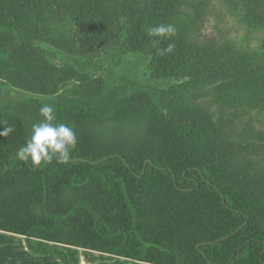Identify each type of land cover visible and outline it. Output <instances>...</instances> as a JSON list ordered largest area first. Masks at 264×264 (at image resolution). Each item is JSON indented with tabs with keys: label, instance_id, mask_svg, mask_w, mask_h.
Returning a JSON list of instances; mask_svg holds the SVG:
<instances>
[{
	"label": "trees",
	"instance_id": "trees-1",
	"mask_svg": "<svg viewBox=\"0 0 264 264\" xmlns=\"http://www.w3.org/2000/svg\"><path fill=\"white\" fill-rule=\"evenodd\" d=\"M44 1L8 4L18 46L35 59L45 58L50 32L38 33L27 15L43 12ZM260 11L264 19V6ZM157 16L155 5L129 0L120 12L102 14L101 42L118 41L122 56H150L155 76L200 82L232 71L215 56L194 58L187 43L162 54L161 37L147 34L166 25ZM3 94L0 89V131L11 126L13 132L0 136V229L26 235L34 252L72 264L63 251L35 244L42 238L160 264H264V207L235 187L241 174L229 170V147L190 134V120L186 125L184 117L145 106L140 92L105 105L6 102ZM45 104L54 108L55 123L76 135L68 163L53 158L33 165L16 156L31 125L43 120Z\"/></svg>",
	"mask_w": 264,
	"mask_h": 264
},
{
	"label": "rangeland",
	"instance_id": "rangeland-1",
	"mask_svg": "<svg viewBox=\"0 0 264 264\" xmlns=\"http://www.w3.org/2000/svg\"><path fill=\"white\" fill-rule=\"evenodd\" d=\"M128 1L45 0L43 12L29 9L31 26L38 33L50 32V41L43 43L45 58L35 59L18 46L10 0H0L4 100L105 105L140 92L145 106L184 117L185 123L191 121L189 133L229 147V170L241 174V179L233 178L235 187L264 207V198L258 200L264 193V0H143L176 28L174 36L161 37L160 47L187 43L194 58L215 56L232 67L200 82L155 76L147 67L150 56H122L118 41L101 42L102 14L120 12Z\"/></svg>",
	"mask_w": 264,
	"mask_h": 264
},
{
	"label": "clouds",
	"instance_id": "clouds-1",
	"mask_svg": "<svg viewBox=\"0 0 264 264\" xmlns=\"http://www.w3.org/2000/svg\"><path fill=\"white\" fill-rule=\"evenodd\" d=\"M149 36L170 38L176 34L174 25L160 24L147 29ZM175 45L169 43L161 53H173ZM39 113L43 117L39 123L31 125V135L26 144L20 147L16 153L20 161H31L33 165L41 163H51L53 158L57 163H68L71 157V149L76 144V135L71 127L64 123H55L56 116L51 105H43L39 108ZM13 132V128L8 126L0 131V136L7 137Z\"/></svg>",
	"mask_w": 264,
	"mask_h": 264
},
{
	"label": "crops",
	"instance_id": "crops-1",
	"mask_svg": "<svg viewBox=\"0 0 264 264\" xmlns=\"http://www.w3.org/2000/svg\"><path fill=\"white\" fill-rule=\"evenodd\" d=\"M34 242L39 247L63 251L72 264H160L42 238H35ZM0 264H64V261L53 254L34 252L26 235L0 229Z\"/></svg>",
	"mask_w": 264,
	"mask_h": 264
}]
</instances>
